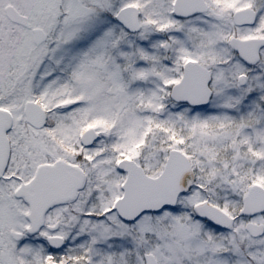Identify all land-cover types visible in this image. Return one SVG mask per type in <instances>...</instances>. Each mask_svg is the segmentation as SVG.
I'll use <instances>...</instances> for the list:
<instances>
[{
  "label": "snow or ice",
  "instance_id": "obj_1",
  "mask_svg": "<svg viewBox=\"0 0 264 264\" xmlns=\"http://www.w3.org/2000/svg\"><path fill=\"white\" fill-rule=\"evenodd\" d=\"M0 264H264V0H0Z\"/></svg>",
  "mask_w": 264,
  "mask_h": 264
}]
</instances>
